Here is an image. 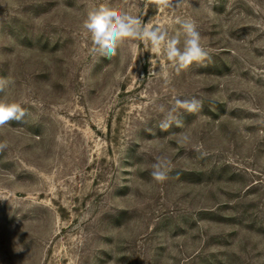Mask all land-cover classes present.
<instances>
[{
  "label": "rangeland",
  "instance_id": "obj_1",
  "mask_svg": "<svg viewBox=\"0 0 264 264\" xmlns=\"http://www.w3.org/2000/svg\"><path fill=\"white\" fill-rule=\"evenodd\" d=\"M100 4L180 47L192 21L207 56L109 60L83 28ZM0 78L26 111L0 128V264H264V0H0Z\"/></svg>",
  "mask_w": 264,
  "mask_h": 264
},
{
  "label": "clouds",
  "instance_id": "obj_2",
  "mask_svg": "<svg viewBox=\"0 0 264 264\" xmlns=\"http://www.w3.org/2000/svg\"><path fill=\"white\" fill-rule=\"evenodd\" d=\"M144 14L150 6L155 5L158 11H164L171 6V0H143ZM183 30V46L180 47V38L169 36L167 30L153 24H146L138 16L121 13L105 4L93 6L88 9L83 21V28L90 34L91 41L95 46L94 52H99L109 60L117 55V49L126 41L144 42L151 45L153 53H160L163 49L168 61L177 68V71L187 68L194 61L203 60L207 52L201 45L200 33L196 30L192 21L181 22ZM138 49L134 52V59L137 57ZM11 83L6 78H0V92H4ZM201 102L195 97L191 99H176V108H182L187 112H195L200 107ZM175 108L168 112L165 120L161 121L160 127L167 129L173 122L178 127L181 126L173 113ZM163 111V108H161ZM26 116L25 109L21 103L9 101L6 97L0 98V128L8 125L11 120L21 121ZM189 137L181 134L178 143L188 142ZM8 147L6 141H0V152ZM170 161L158 159L152 165L151 175L157 182L167 180L168 166Z\"/></svg>",
  "mask_w": 264,
  "mask_h": 264
}]
</instances>
